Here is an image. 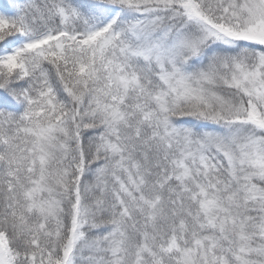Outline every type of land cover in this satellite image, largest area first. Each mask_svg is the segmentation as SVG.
I'll list each match as a JSON object with an SVG mask.
<instances>
[{"label":"snow or ice","instance_id":"obj_1","mask_svg":"<svg viewBox=\"0 0 264 264\" xmlns=\"http://www.w3.org/2000/svg\"><path fill=\"white\" fill-rule=\"evenodd\" d=\"M0 264H264V0H0Z\"/></svg>","mask_w":264,"mask_h":264}]
</instances>
